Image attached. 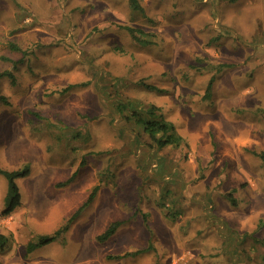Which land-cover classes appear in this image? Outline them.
<instances>
[{"label": "rangeland", "instance_id": "374dc122", "mask_svg": "<svg viewBox=\"0 0 264 264\" xmlns=\"http://www.w3.org/2000/svg\"><path fill=\"white\" fill-rule=\"evenodd\" d=\"M137 4L0 0V167L30 169L0 264H264V0ZM121 103L182 142L156 147Z\"/></svg>", "mask_w": 264, "mask_h": 264}, {"label": "trees", "instance_id": "16d2710c", "mask_svg": "<svg viewBox=\"0 0 264 264\" xmlns=\"http://www.w3.org/2000/svg\"><path fill=\"white\" fill-rule=\"evenodd\" d=\"M228 1H234V0H228ZM130 4L133 8L141 10V6L137 4V0H130ZM125 28L130 32L131 37L135 41H140L141 38L139 37V33L141 32L140 29L132 28L130 26H125ZM212 82V80H210ZM209 82V86L210 83ZM151 87V86H149ZM0 98L6 103V98L5 96L0 95ZM126 105L125 104H118L116 105L117 110L119 111L120 114L123 115L125 119H132L134 116L136 117L137 112H133L131 116H126L123 114L124 109ZM157 108L153 105H151L147 110V114L150 116L149 118L143 117L141 115L137 116L136 122L139 124V126L142 128L144 133L147 134L149 139L152 141V143L158 147L161 148L165 145H179L182 142V137L178 135L175 132V128L173 124L170 121H167L160 116H158L155 112ZM135 111V110H134ZM264 156V154H262ZM30 169L28 166H24L23 168L20 169H13V170H8L0 167V173L4 175L7 181V188L6 192L3 198V207L0 210V217H7L11 215L17 207L20 206L21 203V194L19 187L17 185L16 179L19 177L26 176L29 173ZM74 174H72L69 178L66 180L59 182L58 185H64L68 182H70L73 178ZM98 185H94L88 194L87 198L85 201L78 207L76 208L71 215H69L64 223L58 227L53 234H42L37 237V240H30L27 244V250H33L37 246H41L44 244H47L54 240L57 237H61V234L67 230L70 224L74 222V220L81 214L82 210L89 205L98 190ZM234 204V201H233ZM123 223V220H115L112 221L107 228L99 235H97L98 240H104L111 236L116 229ZM264 225V222H263ZM9 239L8 237L0 233V251L5 250V248L8 246ZM141 250H135L133 252H125L121 255H112L109 257H120V256H126L130 254H135V253H140Z\"/></svg>", "mask_w": 264, "mask_h": 264}, {"label": "crops", "instance_id": "0c3cea01", "mask_svg": "<svg viewBox=\"0 0 264 264\" xmlns=\"http://www.w3.org/2000/svg\"><path fill=\"white\" fill-rule=\"evenodd\" d=\"M237 0H234V1H232V2H236ZM71 182V181H70ZM70 182H68V183H70ZM68 183H66V184H64V185H61V186H65V185H67ZM18 185V184H17ZM19 187V186H18ZM20 190V189H19Z\"/></svg>", "mask_w": 264, "mask_h": 264}]
</instances>
